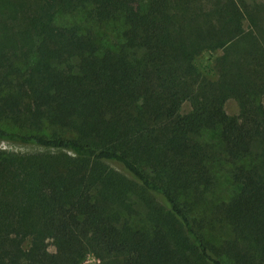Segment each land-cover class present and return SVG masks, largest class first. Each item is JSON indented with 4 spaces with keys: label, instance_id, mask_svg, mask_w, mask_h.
Segmentation results:
<instances>
[{
    "label": "trees",
    "instance_id": "obj_1",
    "mask_svg": "<svg viewBox=\"0 0 264 264\" xmlns=\"http://www.w3.org/2000/svg\"><path fill=\"white\" fill-rule=\"evenodd\" d=\"M0 143V264H264V0H0Z\"/></svg>",
    "mask_w": 264,
    "mask_h": 264
},
{
    "label": "rangeland",
    "instance_id": "obj_2",
    "mask_svg": "<svg viewBox=\"0 0 264 264\" xmlns=\"http://www.w3.org/2000/svg\"><path fill=\"white\" fill-rule=\"evenodd\" d=\"M62 21L60 23H64L65 25L69 24H77L82 25V27L86 26L88 27V24L84 23L83 21V15L78 14L76 16H69L66 18H62ZM118 31H120V25L114 24H107L101 27H96L95 32L100 39L101 44L103 45H109L110 42L108 40L116 37L118 34ZM214 60V54L205 53L202 57L196 58V64L201 68L203 67L205 70L208 69L213 65ZM190 109V106L188 103H184L181 109L182 113H187ZM225 110L228 115L234 116L238 113V106L235 103L234 100L229 99L225 103ZM199 140L203 142L204 144H208L209 146L214 149V146H216V149H218V137L216 132L213 131H203L201 133V136L199 137ZM0 148L4 149L9 152H15V153H34V152H42L43 150L39 148L34 147H22L18 145H11L7 143H0ZM115 167V166H114ZM115 169H118L115 167ZM216 184L214 186V189L212 193L208 196V201L213 203H218L222 201H226L229 199L230 195L232 194V191L234 190V186L230 183L229 174L226 172L225 169L220 168L216 166V173L214 175ZM49 251L53 252L54 248L52 246H49ZM79 264H101V261L93 254L89 253L86 254V256L79 261Z\"/></svg>",
    "mask_w": 264,
    "mask_h": 264
}]
</instances>
